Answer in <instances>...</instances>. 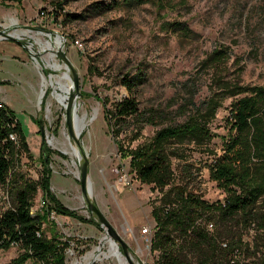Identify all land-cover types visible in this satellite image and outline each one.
I'll list each match as a JSON object with an SVG mask.
<instances>
[{
	"label": "rangeland",
	"instance_id": "obj_1",
	"mask_svg": "<svg viewBox=\"0 0 264 264\" xmlns=\"http://www.w3.org/2000/svg\"><path fill=\"white\" fill-rule=\"evenodd\" d=\"M111 2L0 0V31L13 36L20 33L15 36L19 42L0 38V95L8 97V108L18 120L28 145L25 151L19 143L10 181L0 185V213L10 205L13 182H37L45 170L50 174L55 196L67 191L62 196L66 204L56 196L66 208L84 204L78 158L73 159L67 152L69 142H75L68 136L65 109L52 99L50 88L41 94L42 76L51 73L45 66L50 51L64 65L55 52L54 40L59 37L62 40L59 48L78 75L79 114L88 116V124L79 137L89 160L91 198L109 223L122 226L121 233H127L128 239L133 240L129 252L135 264H158V251H151L150 243L138 238L143 227L149 228V238L153 235L155 220L151 210L173 200L178 187L208 202L223 200L225 196L210 179L209 166L211 152L218 154L221 150L233 98L224 96L218 100L212 116L206 111V102L219 90V78L244 86H264V0H136L129 7H113ZM66 13L79 17L68 19ZM173 21L185 23L189 30L187 37L170 30L167 23ZM46 41L52 42L50 51L41 49V43ZM20 43L36 55L37 62ZM218 50L222 53L221 60L213 64L208 58ZM137 71L144 72L146 79L134 95L140 108L153 114L154 123L145 125L134 140L120 136L124 148L146 144L159 128L183 122L190 115L204 112L208 119L211 136L205 145H175L180 158L170 157L174 177L163 189L141 183L129 169L130 157H121L109 130L108 114L105 117L104 113V109L111 110L115 101L129 95L119 78ZM33 84L37 86V94ZM42 195L38 189L33 212L43 206ZM73 210L89 219L86 207ZM80 222L96 226L91 221ZM43 229L47 237L56 234L62 241L70 242L76 236L64 234L48 220ZM67 231L70 234L75 230ZM123 235L120 234L126 243ZM88 240L89 245L78 244L71 257L65 253L68 247L65 248L68 264H78L77 259L86 262L82 255L87 253L89 258L98 249L100 259L95 258L92 264H122L110 254L108 241L98 244L96 239ZM116 245L125 259L121 247ZM24 253L16 245L0 249V264H12ZM22 264L51 262L29 257Z\"/></svg>",
	"mask_w": 264,
	"mask_h": 264
},
{
	"label": "trees",
	"instance_id": "obj_2",
	"mask_svg": "<svg viewBox=\"0 0 264 264\" xmlns=\"http://www.w3.org/2000/svg\"><path fill=\"white\" fill-rule=\"evenodd\" d=\"M135 2L112 0L111 6L129 7ZM68 16L79 17L66 13L65 17ZM167 24L171 31L188 36L184 22ZM221 54L218 50L208 61L219 63ZM145 79L142 71L121 76L119 83L129 95L115 101L111 110L104 109V113L105 117L108 114L109 130L121 157H130L129 169L141 183L163 189L174 177L170 157L180 158L175 145L203 146L211 133L204 112L197 113L183 122L159 128L146 144L124 148L120 136L134 140L145 125L154 123L153 114L142 110L134 95ZM217 81L219 90L206 102L208 115L216 112L217 102L222 97L233 98L226 117L227 133L220 152H211L213 158L209 166L210 179L225 196L223 200L208 202L178 187L173 200L151 210L155 227L150 250L158 251V264H264V86H244L222 78ZM223 92L225 94L221 95ZM20 142L27 151L20 124L4 104L0 108V185L10 181L13 156ZM11 189L10 205L0 213V249L16 245L25 251L12 264H22L29 257L65 264L64 250L70 242L60 240L56 234L47 237L43 229L45 220L50 221L51 212L91 221L100 227L93 217L82 218L56 198L47 170L37 182L16 181ZM38 189L43 194L44 205L33 212V199ZM208 223L213 224L211 230L206 227ZM249 230L252 232L247 235Z\"/></svg>",
	"mask_w": 264,
	"mask_h": 264
},
{
	"label": "water",
	"instance_id": "obj_3",
	"mask_svg": "<svg viewBox=\"0 0 264 264\" xmlns=\"http://www.w3.org/2000/svg\"><path fill=\"white\" fill-rule=\"evenodd\" d=\"M0 38L1 39H9L16 42L18 41V38L6 33L4 30L0 31ZM22 48H24L26 51H28L32 58L37 62V58L35 54H32L25 44L20 43ZM58 57L61 59V61L64 63L66 69L68 70L72 83L74 86V92L71 94L70 98L68 99V102L65 109V124L68 132V136L70 140L75 142L78 150V162H79V184H80V190L82 195V200L87 208V211L89 212V216L93 217L96 222L99 223L100 227L105 232V237L109 240L114 242L115 244L118 243V245L121 247L123 256L125 257L126 261L129 264H135L130 256L129 248L127 244L123 241L120 234L115 230V228L109 223L106 216L102 213V211L99 209L97 204L94 202V200L91 198V186H90V180H89V160L87 157V154L83 151V147L81 144V141L79 137L74 132V100L78 98L79 95V79L77 72L75 68L73 67L72 63L68 59V57L61 51L59 47H57V50L55 51Z\"/></svg>",
	"mask_w": 264,
	"mask_h": 264
},
{
	"label": "bare ground",
	"instance_id": "obj_4",
	"mask_svg": "<svg viewBox=\"0 0 264 264\" xmlns=\"http://www.w3.org/2000/svg\"><path fill=\"white\" fill-rule=\"evenodd\" d=\"M14 22L15 21H13V23ZM23 33H26V31H24ZM15 36L19 37L20 33H15ZM61 41L62 40L59 37H56L54 40V43L56 45L55 47H60L62 45ZM51 48H52V42L51 41H46L44 43H41V49L42 50H49L50 51ZM45 66L49 68L51 73L47 74V76H42V80H43V86L42 87L43 88L41 90L42 91L41 94L44 95L46 93V91L48 90V88H50L49 90H51V94L53 97L52 99H54L61 107L64 108L66 106L68 99L70 98L71 94L74 92V86L72 83L71 76H70L68 70L66 69V67L64 65L60 64L54 58V53L52 51H50L49 58L46 59ZM79 108H80L79 99L76 98L74 100V111H75L74 132L78 137L80 136V134L83 132V130L85 129V127L88 124V116L86 114L80 115L79 114ZM79 139H80V137H79ZM50 142H51V140H50ZM67 152L71 154L73 159L78 158L79 150H78L76 144H72L71 142H69V148H68ZM109 242H110V254L116 256V258H118L122 264H129L121 256V253L118 250V246L112 241H109ZM97 252L93 255L94 258H97L99 256V254H100L99 249ZM105 256H107V255H105Z\"/></svg>",
	"mask_w": 264,
	"mask_h": 264
},
{
	"label": "crops",
	"instance_id": "obj_5",
	"mask_svg": "<svg viewBox=\"0 0 264 264\" xmlns=\"http://www.w3.org/2000/svg\"><path fill=\"white\" fill-rule=\"evenodd\" d=\"M33 88H34V92L37 94L38 93L37 86L33 84ZM23 91H24V93L26 92L25 89ZM0 101H2L6 106H8L10 104L8 102V97L6 95H3V96L0 95ZM65 192H67V191H65ZM65 192H63V194ZM63 194H56V196L60 197L61 201L64 204H66L65 201L63 200L64 197H62V196H64ZM67 205L69 206V204H67ZM72 207H73L72 209H79L81 207H86V206L83 204V206H80V207L79 206H72ZM58 218H60V219H58ZM50 221L53 222L57 226V229H60L61 231H63L64 234L76 235L74 238H72V241H70V242L75 243L77 247H78V244L80 246L89 245L90 240H88V238L96 239L98 244L101 242H105V241L109 242V240L105 237V234H103V230L100 231L98 229L100 227H98L97 225L94 226V225L89 224V223H82V222L78 221L77 219L70 220L69 217H67V216H59V215L57 216L56 214H54L53 218L50 219ZM113 227L115 228V230L119 234H121V236L123 235L121 233L122 231L120 229L122 226L119 228V227H116L115 225H113ZM70 229L75 230L74 233L68 234L69 231H67V230H70ZM130 231H131V229H130ZM126 234L127 233H124L123 236H125L126 244H127L128 248H130L132 245L131 242L133 241L132 238H134V236L132 235L130 237L132 240V241H130V239H128L129 237ZM138 235H139L138 238L141 240L143 238H145V235L142 234L140 231H139ZM90 255L91 256L89 258L87 257V253H85V255H82V258L86 259V262H82V260L77 259L78 264H92V263H94V261H95V258L93 257L94 251Z\"/></svg>",
	"mask_w": 264,
	"mask_h": 264
},
{
	"label": "built area",
	"instance_id": "obj_6",
	"mask_svg": "<svg viewBox=\"0 0 264 264\" xmlns=\"http://www.w3.org/2000/svg\"><path fill=\"white\" fill-rule=\"evenodd\" d=\"M3 105H4V103H3L2 101H0V108H1ZM12 139H13V140L15 139V135H13V134H12ZM40 202H42V204L44 205V201H43V200L40 201ZM54 214H55L54 212H51L50 215H49V219H52L53 216H54ZM206 227H207V229H210V230H211V229L213 228V224H212V223H208ZM140 232H141L142 234L145 235V239H144V241L150 243V238L147 236V234L149 233V228H148V227H143V228L140 230ZM77 248H78V247L76 246L75 243L70 242L68 248H67L66 251H65V253L68 254L69 257H71V256L74 254L75 249H77ZM97 258H99V257H97ZM65 264H68L67 260H65ZM74 264H76V263H74Z\"/></svg>",
	"mask_w": 264,
	"mask_h": 264
}]
</instances>
